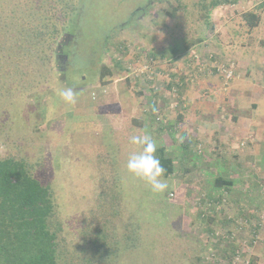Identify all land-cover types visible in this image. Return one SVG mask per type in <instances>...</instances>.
Segmentation results:
<instances>
[{
	"label": "rangeland",
	"instance_id": "1",
	"mask_svg": "<svg viewBox=\"0 0 264 264\" xmlns=\"http://www.w3.org/2000/svg\"><path fill=\"white\" fill-rule=\"evenodd\" d=\"M146 1L60 0L77 37L53 65L66 72L60 85L72 87L77 101L59 98L47 113L43 98L38 112L48 116L49 132L41 129L48 122L28 129L29 154L43 153L47 181L58 149L65 158L72 149L79 188L106 150L127 212L142 226L141 247L119 264H264V0L211 11L202 5L212 0H157L142 20L121 26ZM250 11L259 15L256 27L245 18ZM40 83L34 79L14 103L56 85ZM2 125L0 154L13 134ZM145 132L174 161L164 193L125 167L138 150L130 136ZM219 176L233 185L216 186ZM78 190L77 210L92 195Z\"/></svg>",
	"mask_w": 264,
	"mask_h": 264
},
{
	"label": "trees",
	"instance_id": "2",
	"mask_svg": "<svg viewBox=\"0 0 264 264\" xmlns=\"http://www.w3.org/2000/svg\"><path fill=\"white\" fill-rule=\"evenodd\" d=\"M230 1L236 2L212 0L202 7L211 11ZM65 7L60 0H0V118L4 117L0 124L13 133L5 136L9 141H5L6 148L0 154V264H119L142 245V226L127 212L105 149L97 155L92 179L79 188L74 185L76 176L69 146L66 158L59 147L53 176L47 181L40 178L45 170L43 153L31 156L28 151V129L41 128L48 122V116L38 112L43 98L48 102L43 106L48 109L45 112L52 113L59 99L57 90L63 88L60 80H66V72L53 65L58 51L70 47L65 39L71 33ZM245 18L250 27L257 26V13L250 11ZM63 39L66 45L62 44ZM7 50L13 54L5 61L3 54ZM101 76L104 78L107 73ZM38 78L41 83L52 78L56 85L44 93L29 95V102L14 103L24 99ZM7 101L9 107H3L2 102ZM77 117H72L71 122ZM41 129L49 132V122ZM157 155L166 176L172 174L174 161L166 155L165 148H158ZM66 172L71 177H66ZM215 185L230 187L233 182L219 176ZM78 189H89L92 195L86 206L78 203L83 208L77 210L73 201H79L74 192ZM71 243L74 245L70 247Z\"/></svg>",
	"mask_w": 264,
	"mask_h": 264
},
{
	"label": "clouds",
	"instance_id": "3",
	"mask_svg": "<svg viewBox=\"0 0 264 264\" xmlns=\"http://www.w3.org/2000/svg\"><path fill=\"white\" fill-rule=\"evenodd\" d=\"M59 98L67 105H73L77 101L76 92L72 87L57 90ZM129 143L138 146V150L132 152L126 161L128 173L145 182L154 193H164L169 188L166 178V169L157 156L158 145L153 137L144 134H133Z\"/></svg>",
	"mask_w": 264,
	"mask_h": 264
},
{
	"label": "flooded vegetation",
	"instance_id": "4",
	"mask_svg": "<svg viewBox=\"0 0 264 264\" xmlns=\"http://www.w3.org/2000/svg\"><path fill=\"white\" fill-rule=\"evenodd\" d=\"M157 3V0H147L146 2H145V6L144 7H139V8H137L136 10H135V12H133L132 14H131V17H130V19H129V21H127V22H124L121 26H125V25H127V24H129L130 22L131 23H133V22H135L136 20H142L144 17H145V15L147 14V12L150 10V9H152L154 6H155V4ZM76 35L73 33V32H71V33H69V34H67V36L65 37V39H67L68 40V45L72 48V46H74L75 45V43H76ZM64 39V40H65ZM110 39H112V36L110 35V37L109 38H107L106 39V41H110ZM63 45H66V42L65 41H63ZM66 48V47H65ZM65 50V49H64ZM61 56V55H60ZM60 58H62V56L60 57ZM65 59L67 60V56L65 57ZM65 60V62H67Z\"/></svg>",
	"mask_w": 264,
	"mask_h": 264
},
{
	"label": "crops",
	"instance_id": "5",
	"mask_svg": "<svg viewBox=\"0 0 264 264\" xmlns=\"http://www.w3.org/2000/svg\"><path fill=\"white\" fill-rule=\"evenodd\" d=\"M259 58L261 59V61H260V60H259V61H260L261 63H264V54L260 53V57H259ZM259 58H258V59H259ZM245 62H246V61H245ZM246 64L249 65V68L251 67V63H250V62H249V63L246 62ZM263 65H264V64H263ZM245 71H246V70H245ZM98 121H99V118H98ZM98 129H99V128H98ZM99 130H101V129H99Z\"/></svg>",
	"mask_w": 264,
	"mask_h": 264
}]
</instances>
